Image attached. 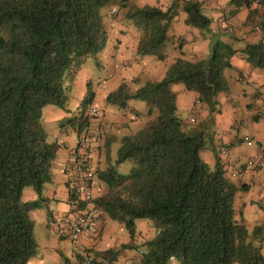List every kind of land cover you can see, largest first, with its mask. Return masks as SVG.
<instances>
[{
  "label": "trees",
  "instance_id": "1",
  "mask_svg": "<svg viewBox=\"0 0 264 264\" xmlns=\"http://www.w3.org/2000/svg\"><path fill=\"white\" fill-rule=\"evenodd\" d=\"M230 3L235 11L248 8L247 21L264 35V0ZM106 8L122 10L124 20L139 31V55L160 60L180 9L186 12L188 25L205 30L211 22L197 0H172L166 9L131 5L130 0H0V264H27L36 254L29 211L42 200L59 147L47 139L42 109L63 108L66 77L106 46ZM236 52L217 40L209 57H178L161 79L136 90L121 83L106 96L108 104L121 110L130 100L144 101L150 118L121 137L114 165L96 170L98 182L108 190L94 202L100 212L121 223L132 240L138 219H149L156 234L135 245L87 249L84 255L76 254L75 264H114L125 248L140 252L134 264H170V257L174 264H264V222L250 231L236 219L238 186L219 162L209 166L203 161L204 129L184 128L171 89L182 83L197 93L210 113L218 111V93L229 90L224 69L231 67ZM241 54L253 67L264 69L261 41L246 45ZM93 97L88 89L79 115L62 122L78 132L87 129L90 119L85 112ZM123 162L130 163L125 173L116 169ZM28 188L36 192V200L22 199ZM256 204L264 213V198Z\"/></svg>",
  "mask_w": 264,
  "mask_h": 264
},
{
  "label": "crops",
  "instance_id": "2",
  "mask_svg": "<svg viewBox=\"0 0 264 264\" xmlns=\"http://www.w3.org/2000/svg\"><path fill=\"white\" fill-rule=\"evenodd\" d=\"M171 1L130 0V4L153 5L166 9ZM197 1L200 2L204 14L211 20L208 28L200 30L188 25L186 12L180 9L168 30V39L163 47L165 57L162 60L152 55L137 53L140 33L129 21L124 20L122 10L116 12L112 8L114 10L112 15L109 8L103 11L108 39L106 46L100 52L101 60L97 62L98 66L105 69L104 79L96 82L99 88L92 89L91 72L87 68L91 62L87 57L76 71L70 72L66 77L65 106L61 108L48 105L42 109L41 120L47 138L51 136L53 138L51 142H57L59 147L52 162L51 180L43 186L42 200L38 207L29 211L33 221L37 251L27 264H66L65 259L75 264V245L68 237L58 235L53 214L56 212L61 214L67 209L69 190L62 173V164L68 157L70 148L77 143L82 133L88 130L92 135L91 149L96 169H103L113 165L112 161H115L121 137L134 133L150 118L146 115V102L130 100L128 107L121 110L108 104L106 96L121 83H126L131 90H136L148 81L161 79L178 57L187 60L209 57L212 46L217 40L228 43L237 50L230 58L231 67L224 69L229 90L218 93V111L210 113L200 104L196 92L186 90L182 83H174L171 89L176 94L177 115L183 121L185 129L199 126L204 129L205 134H212L213 138L218 139L219 145L215 152L206 145L201 150L200 156L209 166L219 162L227 177L238 186L234 196L236 219L250 231L264 222V213L256 204L264 198V69L253 67L241 54V50L248 44L259 41L264 44V35L256 25L247 21L248 8L241 6L235 11V6L230 3L231 0ZM118 60L121 66L117 65ZM236 81L252 84L249 92L246 88L242 92H234V99L242 98V105L253 110V113L238 121V126L235 127L237 133L233 136L231 129L234 128L232 123L235 118V107L230 90L236 86ZM88 89L94 93L91 104L98 107L99 115L90 120L87 129L78 132L72 127L74 134L68 130L64 131L60 123L66 118L79 115L81 101ZM195 106L198 107V112L195 122L191 123L188 119ZM257 114L261 116L254 120ZM241 126L246 127L248 133L240 135L238 128ZM218 127L221 128L222 134L217 132ZM243 142L250 146L256 142L257 145L250 149L247 160H242L236 154L231 155L232 146ZM115 145L117 148L114 147ZM220 147L227 148V160L235 162L234 168L222 164ZM246 161L247 164H244L243 162ZM107 190L106 184L98 182L96 197L105 194ZM37 198L36 192L31 188L24 190L22 195L24 201H34ZM97 226L98 235L95 240L84 242L86 250L116 248L126 243L135 245L146 240L141 234L136 235L132 240L121 223L111 220L103 212L98 215ZM261 252L264 256V241ZM139 254L140 252L134 248L122 249L114 264L134 262Z\"/></svg>",
  "mask_w": 264,
  "mask_h": 264
},
{
  "label": "built area",
  "instance_id": "3",
  "mask_svg": "<svg viewBox=\"0 0 264 264\" xmlns=\"http://www.w3.org/2000/svg\"><path fill=\"white\" fill-rule=\"evenodd\" d=\"M256 4L258 5V1ZM113 13L114 10H111L110 15ZM197 112L198 107L195 106L189 116V122H195ZM99 113L98 107L94 104H90L85 112L90 120L96 118ZM91 140L92 135L85 130L63 161L62 173L69 190L67 209L61 214L57 212L53 214L58 235L71 239L76 254L79 255H84L86 251L84 242L94 241L98 235L97 218L100 210L94 202L98 180ZM219 154L223 165L232 168L236 166L235 162L227 160V148L220 147ZM170 264H174L173 257H170Z\"/></svg>",
  "mask_w": 264,
  "mask_h": 264
},
{
  "label": "rangeland",
  "instance_id": "4",
  "mask_svg": "<svg viewBox=\"0 0 264 264\" xmlns=\"http://www.w3.org/2000/svg\"><path fill=\"white\" fill-rule=\"evenodd\" d=\"M89 59H90L89 62H91V63H90V65L87 68H88V71L91 72L90 81H91L92 89L95 90V89L99 88V86L96 84V82L99 81V80L101 81V80L104 79L105 69H103L102 66H98V64H97V62L99 60H101V54L100 53L89 57ZM117 65L121 66L119 60L117 61ZM251 86H252L251 83L244 84V83H241L239 81H236V86H233V88L230 90L232 95H233V96L231 95L232 96L231 98L234 100L233 101V105L235 107V118L233 119V123H232L234 128L231 129V132L233 133V136H234L235 133H237L236 130H235V127L238 126L237 125L238 121L242 117H244V116L248 117V114H252L253 113V110H249L247 108V106H243L242 105L243 104L241 102L242 98H237V99L235 98L234 99V92H242L244 88H246V90L249 92L250 89H251ZM66 91H67V88H66ZM60 127H62V129L64 131L68 130L71 134L72 133L74 134L72 126L70 125V123H68L66 121L65 122H61L60 123ZM220 129L221 128L218 127L217 132L219 131V133L222 134ZM246 130H247V128L244 127V126H241L240 128H238V131H239L240 135H244V134L248 133ZM82 135H83V133H82ZM47 139H48V141H52L53 138H51V136H48ZM205 141H206L207 146L211 150L214 149V152H215V149H217V147L219 145L218 139L213 138L212 134H206L205 135ZM255 146H257L256 142H254L253 145H251V146L248 145L246 142L235 144V145L232 146L233 149L232 148L230 149L232 151L231 155L236 154V155H239L238 157H240L242 160H247V158H248V156L250 154V149H252V147L254 148ZM114 147L117 148V145H115ZM113 156L115 157V155H113ZM114 162L115 161H112L113 165L115 164ZM243 163L247 164V161H246V163L245 162H243ZM129 168H130V163L129 162H123V163H120V164H118L116 166V169L119 172H121V173L127 172ZM135 224H136V232H137L136 235L137 236H139L141 234L145 239H150V238L154 237V235L156 234V229H155V227L153 226L152 222L149 219H138V220H136Z\"/></svg>",
  "mask_w": 264,
  "mask_h": 264
}]
</instances>
